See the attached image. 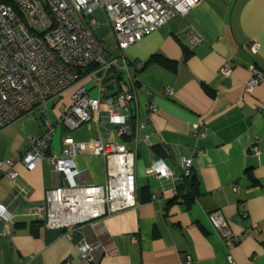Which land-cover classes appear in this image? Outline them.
Returning a JSON list of instances; mask_svg holds the SVG:
<instances>
[{"label": "crops", "instance_id": "0c3cea01", "mask_svg": "<svg viewBox=\"0 0 264 264\" xmlns=\"http://www.w3.org/2000/svg\"><path fill=\"white\" fill-rule=\"evenodd\" d=\"M97 15L106 21L99 33L103 40L97 33L98 38L114 45L106 13ZM196 36L201 43H193ZM251 42L260 46L259 53H249ZM157 54L176 62V71L152 62ZM124 55L137 86V103L125 113L139 124L138 141L125 140L137 152L138 192L148 189L151 199L71 230L48 228L35 209L63 181L48 159L31 168L18 160L30 138L44 129L40 112L30 113L0 130V205L22 194L12 218L0 223V264H63L68 259L89 264L78 255L84 239L99 244L94 264H184L187 258L192 264H264V82L252 92L247 89L249 66L264 71V0H201ZM139 60L142 68L136 65ZM225 66L231 68L228 76L222 74ZM68 90L47 104L56 126L51 151L60 152L69 135L79 143L104 138L98 112L71 132L58 124V107L71 106L76 92L68 99ZM91 94L99 95L97 90ZM183 158L192 159L200 194L190 204L183 199L170 204L177 183L146 171L164 161L179 177ZM75 162L81 184H106L103 157L83 153ZM9 170L17 173L16 180L7 177ZM219 210L236 242L213 228L209 215Z\"/></svg>", "mask_w": 264, "mask_h": 264}, {"label": "built area", "instance_id": "2783aa9c", "mask_svg": "<svg viewBox=\"0 0 264 264\" xmlns=\"http://www.w3.org/2000/svg\"><path fill=\"white\" fill-rule=\"evenodd\" d=\"M200 1L0 0V130L33 112L42 116L44 129L30 138L29 148L18 160L31 168L48 159L62 178L61 186L47 192L45 205L35 209L48 228L71 230L139 205L137 152L129 150L125 140L133 137L138 141L139 124L125 113L130 112V103H137V86L124 52L174 16L188 14ZM99 10L106 13L112 29V46L104 45L96 34L94 16ZM193 43H201V38L196 36ZM248 50L254 55L259 53L260 46L251 42ZM136 65L142 68L144 63L139 60ZM89 67L91 70L83 73ZM249 71L247 89L252 92L264 82V71L254 64L249 66ZM118 72L124 73V79H111ZM230 73L229 66L222 69L225 76ZM88 78L90 84L75 92L72 105L61 106L58 124L71 132L93 121L94 113L98 112L96 122L104 130V138L79 143L69 135L63 139L60 152L51 151L56 126L50 122L47 104ZM113 84L117 92L108 96L112 90L107 85ZM92 90H97L99 95L93 96ZM167 93L171 94L170 90ZM102 107H106L104 112ZM148 108L156 110L153 104ZM113 135L120 139L114 140ZM194 135L199 133L195 131ZM83 153L105 159L104 186L79 182L82 172L75 158ZM182 169L185 175H190L192 159L183 158ZM146 173L172 184L177 180L164 161H157ZM6 175L13 181L18 177L13 170ZM234 190L238 191L239 187L235 185ZM21 195L17 192L0 205V223L12 218ZM209 219L223 239L237 241L222 211L211 213ZM98 248L97 242L84 239L78 245L79 258L94 264ZM63 264H75V261L68 259ZM184 264L192 261L187 258Z\"/></svg>", "mask_w": 264, "mask_h": 264}, {"label": "trees", "instance_id": "16d2710c", "mask_svg": "<svg viewBox=\"0 0 264 264\" xmlns=\"http://www.w3.org/2000/svg\"><path fill=\"white\" fill-rule=\"evenodd\" d=\"M187 58L190 56V53H186ZM152 62L157 63L164 68H167L170 71H176V62H173L167 58H165L162 55H154L151 58ZM132 64V63H130ZM91 70V67L83 70V73L87 74ZM136 75H133V79H135ZM113 78H119V79H124V73L123 72H118ZM136 82V81H135ZM210 92V91H209ZM211 94V93H210ZM158 151H161L160 149ZM183 172V171H182ZM177 185L175 186V197L173 200H171L170 204L172 203H177L178 199H183V201L186 204H190L191 201L194 200L195 197H197L199 193V182L192 170L190 175H185L183 172L182 175L177 177L176 180ZM139 194V200L142 202L149 201L151 199V194L148 189H143L141 190V193L138 192ZM143 194V195H141Z\"/></svg>", "mask_w": 264, "mask_h": 264}, {"label": "rangeland", "instance_id": "374dc122", "mask_svg": "<svg viewBox=\"0 0 264 264\" xmlns=\"http://www.w3.org/2000/svg\"><path fill=\"white\" fill-rule=\"evenodd\" d=\"M95 18H96V20H97V27H96V29H95V31H96V34L98 33H100L101 32V29H102V26L105 24V20H103V19H100L99 17H98V15H97V13L95 14V16H94ZM101 35L99 34V37H100ZM101 38V37H100ZM102 39V38H101ZM103 40V39H102ZM101 41V40H100ZM104 45H106V43L105 42H103V41H101ZM91 81V79H85V80H82V81H79L73 88H71L70 90H68L67 92H66V94H67V98L69 99L70 98V96H72V94H73V92L77 89V88H79V87H82V86H85V85H87L89 82ZM77 91V90H76ZM75 94V93H74ZM68 104H70V100L67 102ZM61 107V106H60ZM58 109H60L59 107H58Z\"/></svg>", "mask_w": 264, "mask_h": 264}, {"label": "water", "instance_id": "95a60500", "mask_svg": "<svg viewBox=\"0 0 264 264\" xmlns=\"http://www.w3.org/2000/svg\"><path fill=\"white\" fill-rule=\"evenodd\" d=\"M108 89L109 90H112L111 92H109L107 95L109 96V95H112V94H114V93H116L117 92V87L113 84V85H108Z\"/></svg>", "mask_w": 264, "mask_h": 264}]
</instances>
